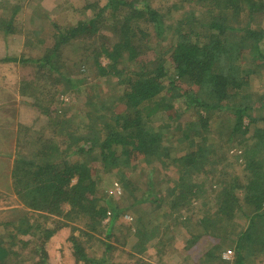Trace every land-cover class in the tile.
<instances>
[{"label":"trees","instance_id":"trees-1","mask_svg":"<svg viewBox=\"0 0 264 264\" xmlns=\"http://www.w3.org/2000/svg\"><path fill=\"white\" fill-rule=\"evenodd\" d=\"M0 1V35L7 38L21 32L16 21H21L22 6L20 1ZM151 2L84 0L79 9L70 6L73 23L50 21L52 33L35 28L38 19L51 17L50 9L40 11L37 2L28 19L34 28L23 41L33 53L0 58V63L20 62V69L26 66L35 75L33 80L18 78L17 92L46 115L51 127L59 126L54 135L44 137L43 128L33 131L32 138L21 124H0L5 138L17 128V133L19 128L25 132L13 154L0 150V179L10 182L7 187L19 204L8 209L10 213L3 211L0 264H47L46 244L67 226L63 220L85 221L87 227L71 226L75 261L116 264L108 256L107 243L99 258L88 256L74 230L84 234L100 230L106 236L113 232L112 220L120 214L109 213L108 228L102 229L107 205L96 193L98 172L139 162H158L165 171L173 167L177 173L163 199L148 192L144 200L152 199L158 206L165 201V222L174 217V225L188 230L184 248L195 250L205 237L214 242L193 264H264V232L259 231L264 230V83L261 87L252 83L264 74V0H176L171 5L184 11L175 24ZM170 29V42L147 47L152 36L158 40ZM66 45L80 51L74 60L67 61L62 53ZM148 49L153 50L150 60L142 57ZM76 61L79 72L94 66L104 82L115 79L113 94L91 99L76 90L81 80L71 68ZM44 74L51 85L65 83L60 90L70 98L81 96L74 111L60 108L54 102L55 91L44 90L45 84L39 82ZM13 101L10 96L4 103L0 100L1 118L6 114L1 110L15 116ZM190 108L196 120L175 126V118ZM60 112L63 118H57ZM180 128L182 138L174 139L173 132ZM175 144L181 148L178 155L172 150ZM233 149L243 161V179L238 181L223 165L222 156ZM126 177L121 173L125 191L131 185ZM148 216H133L128 229L135 238L132 249L139 253L158 237L149 225L158 226ZM239 219L246 224L243 230ZM229 247L233 261L221 257Z\"/></svg>","mask_w":264,"mask_h":264},{"label":"rangeland","instance_id":"rangeland-1","mask_svg":"<svg viewBox=\"0 0 264 264\" xmlns=\"http://www.w3.org/2000/svg\"><path fill=\"white\" fill-rule=\"evenodd\" d=\"M21 3V10L19 11L18 19L21 21H16L21 27V32L10 34L7 36V38H3L2 35H0V57H7V56H21V54L29 55L31 56L30 52V45L24 46L23 41H25V34L30 33L34 26H32L31 23L28 24V19L30 18L31 11L33 7H35L37 2H39V10L47 12L48 9H50V19H38L36 23V29H41L43 33L50 30V33L53 31V27L50 26V21H57L59 24H64L65 22L73 23V21L76 19L75 15L73 14V8L70 7L71 5L76 6V9H79L82 7L84 0H14ZM176 0H152L151 5L153 7L158 8L162 13H164L166 21L169 23L175 24L176 21L182 16L183 11L182 9H177L171 5V3ZM10 4H13V0H9ZM1 6V1H0ZM10 6V5H9ZM187 7V6H186ZM1 13V11H0ZM40 18H42L41 14H38ZM44 18V17H43ZM172 29L166 30L163 33V39L158 37V40L155 36H152L151 42L147 45V47H160L154 45L155 43H158L159 45L166 44L167 42H170L171 40V33ZM264 42V40H263ZM25 44V43H24ZM89 48V47H87ZM62 53L67 57V61L75 58L76 52L79 53L80 51H76V48H71V45H66L63 48ZM90 49H93V46L91 45ZM150 49V47H149ZM148 49V50H149ZM88 50V49H87ZM35 53H40L39 49L34 50ZM153 50L147 51L146 54H143L142 57H146L147 59L153 58ZM41 54V53H40ZM89 54H91V51H89ZM24 57H27L25 56ZM141 57V56H140ZM91 61V60H90ZM106 60L104 59V62ZM20 62H1L0 63V99H5L7 97H13L10 94V91L5 88V86H13L14 90L18 89V84L20 78L23 75V78L28 77L29 80H33L35 78V75H33L32 72L28 73V67L23 66V69ZM79 63L76 61L75 64L71 66L72 70L75 72L73 75L77 78L80 77L81 80L77 82L78 86L76 90L81 89V91L86 95V97L95 99V98H107L110 97L111 94H113L114 89L113 85L115 83V79L112 80L113 82H104L103 79L98 78L96 76V68L93 66L89 69V71H81L79 72V67L77 66ZM62 72V71H61ZM5 77V78H4ZM48 77V78H47ZM49 75L41 76L39 78V82L41 85L45 84L44 90L47 92L55 91L56 98L54 99V102L59 105L60 108H66L69 109L71 112L73 110V106L75 107V103H80L81 96H78L76 99L70 98V93L63 92L65 89L66 84L57 83L56 86L53 84L51 85V82H49ZM57 78H60V75H58ZM12 79V80H11ZM75 79V77H73ZM83 82L79 84L80 82ZM254 86L261 87L264 83V74H262L261 77L258 79H254L252 81ZM2 87H4L2 89ZM43 93H46L44 92ZM57 90V91H56ZM61 92V93H60ZM9 95H8V94ZM17 100L14 98V103L16 102L15 113L18 114V119L16 121V116H14V113L12 111H2L1 113H6V121H0V124H14L13 127H17L16 123L21 124L25 127L23 129H27L29 131V135L32 138H35L34 132L37 130L45 129L43 132L45 133L44 137H49L51 135H54L56 132L54 130L59 131L57 126L56 128H53L49 125V119L46 117V115L41 113V110L38 108H34L31 104H26L25 98L21 97L20 95H17ZM73 99V100H72ZM67 102L65 104L61 102ZM178 103H180L178 101ZM23 104L25 106L23 107ZM7 110V109H6ZM66 113L69 115V111L65 110ZM62 112L57 114V118H63L61 115ZM4 114V116H6ZM12 115V116H11ZM3 116V117H4ZM11 116V119L9 118ZM73 116V115H72ZM3 117L0 119H3ZM69 117V116H68ZM67 118V117H66ZM75 118V117H74ZM5 119V118H4ZM196 120V114L193 108H190L175 118L176 123L175 126H181V128L186 124L188 121ZM76 121V118H75ZM215 122L212 127H214L217 123V120L213 121ZM245 122H247L245 120ZM70 128L72 127L76 131V124L73 121H70ZM48 125V127H43ZM27 126V127H26ZM180 129H175L173 132L174 139L178 135H182V132ZM15 129V128H14ZM18 129V128H17ZM17 129H15V133H11L9 138V143L12 144V148L15 150V142L19 140L21 144L24 142V136L25 132L20 131V128L17 133ZM171 129V128H170ZM32 130V131H31ZM31 131V132H30ZM28 133V132H26ZM3 134L0 132V143L2 142H8L6 139H4V136H1ZM189 134L194 135L193 131H189ZM21 135V136H20ZM200 136V134H196V136ZM213 136V135H212ZM181 136H178L177 138H180ZM176 138V139H177ZM182 138V137H181ZM59 141V139H58ZM183 142L187 143L188 139H183ZM3 146V144H1ZM0 145V149H1ZM172 150L174 151V154L178 155L180 153V147H178L177 144L172 145ZM229 147H233V143L229 144ZM11 148L10 153H14L13 149ZM184 150V149H183ZM97 153V152H93ZM92 154V153H91ZM238 154L237 149H233L228 155L225 154L222 157H224L223 165L227 168L228 173L236 181L239 179L242 180L241 176V167L243 161H241L242 157L236 156ZM2 156L0 157V159ZM96 160L90 161L93 164L98 165V162H94ZM164 167L160 166L158 162L149 164L148 162H139L135 165H122L120 168L117 167V169H111L107 172H98L97 180L99 181L98 189H97V195L101 197L107 205V215L105 219L103 220V223H101L102 229L105 227L108 228V221L110 220L109 213L112 211H118L120 214V217L114 218L112 221L113 223V232L106 236L105 233L100 230L98 231H90L91 233L84 234L81 233L78 230H74V234H76V238L79 241L80 245L85 249V251L88 253V256L90 257H100L101 254L104 251L105 244L107 243L109 245L110 253L108 254L109 258L116 264H193L194 261H197L199 255L203 253L204 250H206L209 246H211L214 242L211 241L209 238H201L198 242L200 243L199 246L194 245V247H197L195 250L191 249L190 251H187L184 248V241L188 237V230L181 228V225H174L173 220L174 217H171L170 220H167L165 222L163 212L167 210L165 208V201L158 206L156 202H154L152 199H150L151 202H145L144 197H146V193L149 192V194L153 195V197L162 198L165 196L167 192L166 188H170L174 181L176 180L177 173L172 168H168L167 171L163 169ZM119 170V171H118ZM100 171V168L99 170ZM121 173L124 175V173L127 175V179H130L131 185L128 186V189L126 191L123 188L121 178ZM228 180H230V177L228 176ZM8 183V184H6ZM10 182H5L4 179H0V221L5 220L6 213L3 212L4 210L7 211V213H10L8 209H10L12 206H19L18 201L16 199V196L14 193L10 192L7 185H9ZM209 186V185H206ZM167 188V189H168ZM119 190V192H118ZM140 199L141 202L137 203ZM110 200V201H109ZM104 202V204H105ZM109 207V208H108ZM164 208V209H163ZM161 213V214H160ZM143 214L144 216H148V220H153L155 225L158 226V228L149 225V228H151L152 232L156 235H158L157 238L151 240L152 242L144 245L146 247L145 251L139 253L136 252V250L132 249V245L135 242V238L132 234L128 235V229L132 227L133 223V216ZM8 219V218H7ZM64 223H68L67 226L57 230V232L51 236L48 243L46 244V249L48 253V259L47 264H82L81 261H75V258L73 256V248L70 241V234L71 232V226L75 225L76 227H83L87 228L84 223L85 221H73V220H63ZM71 221V222H70ZM244 220H238V225L240 226V230H243V227L246 225L242 222ZM106 222V223H104ZM4 228L0 226V233H3ZM260 232H264L263 228L259 230ZM264 234V233H263ZM157 241H159L157 243ZM156 245L154 246V243ZM143 246V245H142ZM221 257L227 261H233V248L229 247L227 249H223L221 252ZM258 261L254 259H250V262Z\"/></svg>","mask_w":264,"mask_h":264},{"label":"crops","instance_id":"crops-1","mask_svg":"<svg viewBox=\"0 0 264 264\" xmlns=\"http://www.w3.org/2000/svg\"><path fill=\"white\" fill-rule=\"evenodd\" d=\"M1 58V57H0ZM5 78V77H4ZM12 80V79H11ZM4 87H2V89H3ZM5 88L6 89H8L9 91H10V94L15 98V100H17V96H16V94L17 95H19L18 94V92H17V90H14L13 89V86H5ZM1 100V103H4L5 102V99L3 100V99H0ZM0 103V104H1ZM25 106V104H23V107ZM14 108L16 109V108H18V106L16 107V102H15V104H14ZM12 116V115H11ZM11 116H9V118L11 119ZM15 116H16V121H17V119H18V114H16L15 113ZM4 118H6L5 116L3 117V119H0V121L2 120V121H6V119H4ZM1 128V127H0ZM4 139H6L8 142H9V138L8 137H6V138H4ZM8 142H2V143H0V145L1 144H3V146L1 145V151L2 152H8V151H11V146H12V144L10 143V144H8ZM13 149V151H14V148H12Z\"/></svg>","mask_w":264,"mask_h":264},{"label":"built area","instance_id":"built-area-1","mask_svg":"<svg viewBox=\"0 0 264 264\" xmlns=\"http://www.w3.org/2000/svg\"><path fill=\"white\" fill-rule=\"evenodd\" d=\"M118 192H119V190H118Z\"/></svg>","mask_w":264,"mask_h":264}]
</instances>
